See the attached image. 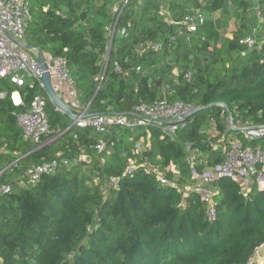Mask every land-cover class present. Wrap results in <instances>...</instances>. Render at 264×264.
Masks as SVG:
<instances>
[{"label": "trees", "instance_id": "16d2710c", "mask_svg": "<svg viewBox=\"0 0 264 264\" xmlns=\"http://www.w3.org/2000/svg\"><path fill=\"white\" fill-rule=\"evenodd\" d=\"M111 1L29 0L26 45L44 57L66 59L87 113L131 118L140 102L163 98L194 107L216 105L182 121L173 137L153 123L132 131L113 126L103 137L106 151L98 154L94 130L59 112L30 79L23 86L0 81V91L9 88L0 98V168L17 164L5 180L24 178L34 165L59 163L37 183L0 195V264H247L264 245V190L254 182L243 194L237 182L219 179L217 216L210 221L199 197L184 198L175 185L189 182L188 153L198 155L195 168L202 171L222 162L223 152L214 145H227L230 136L264 146L263 140L246 141L240 135L241 127L264 126V37L258 49L239 44L255 4L139 0L130 7V2L118 23L126 34L114 41L100 82ZM260 5L264 12V0ZM194 10L207 19L190 33L179 23ZM216 12L221 13L218 19L213 18ZM236 15L247 23L231 38L222 36ZM257 23L264 36V20ZM146 42H160L161 50L142 52ZM13 92L25 107L41 92L50 131L43 142L53 137L54 142L37 149L23 141L14 114L24 108L12 103ZM230 121L240 127L229 128ZM142 139L145 147L135 154ZM83 155L89 163L81 160ZM129 161L174 165L179 178L168 174L174 185H164L140 168L124 175ZM85 166L91 174L83 171ZM111 178H118V187L105 196L102 188Z\"/></svg>", "mask_w": 264, "mask_h": 264}, {"label": "built area", "instance_id": "2783aa9c", "mask_svg": "<svg viewBox=\"0 0 264 264\" xmlns=\"http://www.w3.org/2000/svg\"><path fill=\"white\" fill-rule=\"evenodd\" d=\"M204 1L206 0H199L200 3ZM250 1L255 4L253 11L256 20L261 23L263 19V10L261 9L260 2L262 0ZM130 2H132V0H112L109 5V15L112 17V20L104 28L107 44L102 75L99 77L100 82L106 71L114 41L126 34L125 29L119 27L118 23L124 8ZM228 5L232 6L231 0H229ZM206 19V15L201 10H194L188 13L179 24L182 25L187 32L192 33L196 27L203 25ZM31 21L32 17L29 0H0V81L6 79L16 86H23L25 81L30 79L32 85H36L39 91H44L42 76L43 72L47 71L52 79L55 80V89L62 87L66 91L70 99L68 107L72 112L75 110L77 114L81 115L74 123L79 127H89L93 129L95 134L99 137L94 146L98 154H102L106 151L108 144L103 137L109 133V130L113 126L126 127L132 131L136 128H146L153 123L159 125L168 136L173 137L179 128V124L182 122L181 117L195 108L190 103L183 101L170 103L167 99L163 98L151 104L140 102L134 108L131 118L125 115H100L94 118L82 119L81 117L87 114L88 106L82 107L80 105L74 80L69 73L66 59L63 57H44L39 52H36L37 56L33 59L32 56L28 54L25 34ZM169 24H173V22L169 21ZM226 37H228V34ZM239 44L247 50L261 48V43L255 38H242L239 40ZM141 47L142 52L147 50L157 52L161 50L160 42H146ZM40 57L43 58L45 64L44 70L41 69L38 62ZM114 68L116 72L121 73V67L118 62L114 63ZM136 70L140 71L139 68ZM6 95V93L0 92V98H4ZM12 102L14 105L24 108L23 112L14 114L17 125L21 130L23 141L33 144L37 149L42 147L45 143L43 141L50 135V131L45 112L46 100L41 92H37V94L33 96L28 107H25L22 102L15 103L13 99ZM57 110L63 113L60 109L57 108ZM209 123L210 131H212L215 128V123L213 120H210ZM231 123L232 121L228 123L229 128H231ZM238 127L240 126L233 125V129H238ZM240 135L242 140L264 141V126L241 127ZM109 146H112V143H110ZM144 147L145 143L140 140V142L136 144L135 154L141 153ZM214 149H221L223 152V160L220 164L212 168L198 171L195 168L198 155L188 153L186 160L190 165V174L187 190L181 192L179 190V185H175L177 190L183 194L184 198H186L188 194H195L199 197L200 202L205 206L206 214L210 221L214 220L217 216L214 196L217 192L215 183L219 179L225 178L237 182L241 192L246 194L254 182L257 183L263 178L264 173V146L261 144L251 146L244 144L240 140L232 139L228 141L227 145H214ZM82 158H84V160ZM81 159L85 162L90 161L87 156H83ZM58 167L59 163L55 160L34 165L27 170L24 178L22 177L10 182L5 179L17 168L16 162L0 168V195L10 194L15 188L23 189L28 185H33L39 181L42 175L52 174ZM139 168L153 174L157 180L164 185H174L173 182L169 180L168 174H174V178H179V173L174 165L161 167L145 161L138 164L134 161H129L125 168L124 175L132 174L133 171ZM117 187L118 178H111L105 181L102 190L106 196L109 189H117ZM258 249L247 264L264 263V252L260 260L257 261L256 259V256H259V254H256Z\"/></svg>", "mask_w": 264, "mask_h": 264}, {"label": "rangeland", "instance_id": "374dc122", "mask_svg": "<svg viewBox=\"0 0 264 264\" xmlns=\"http://www.w3.org/2000/svg\"><path fill=\"white\" fill-rule=\"evenodd\" d=\"M138 1L139 0H132V2L130 3V7H136L137 6V4H138ZM209 1V0H208ZM252 11V10H251ZM262 13H264L263 11H262ZM221 15V13L220 12H216V13H214L213 14V18L214 19H218V17ZM252 15H255L254 14V11L253 12H251V13H249V15L247 16V19H249V22H248V24H246V30H245V33L242 35V37L243 38H247V37H249V38H254L255 37V39H257L258 41H260V43L262 42V40H263V34H262V32H261V25L262 24H258L257 23V21L255 20V18L252 16ZM251 16H252V18H251ZM250 17V18H249ZM244 19L243 18H241V16L240 15H236V17H233L232 19H230V21H229V23H228V25H227V27H226V30L225 31H223V32H221L222 33V36L224 35H227L228 34V38H231L232 37V34H234L235 32H237V30L239 29V27H240V24H242V23H247V22H245V21H243ZM264 20V17H263V19H262V21ZM261 21V22H262ZM241 37V38H242ZM28 54L30 55V56H32V58L33 59H35L36 58V55L32 52V51H28ZM22 76V75H21ZM62 93L63 94H65V95H67V93H66V91L65 90H62ZM68 102H69V99L67 100ZM13 103V102H12ZM240 124V123H239ZM232 136L231 137H229L228 138V140H232ZM52 139H54V137L53 138H51L50 140H48V141H51ZM48 141H46L45 143H47ZM143 143L145 142V140H141ZM44 143V144H45ZM84 156V155H83ZM82 156V157H83ZM83 160H84V158H82ZM81 159V160H82ZM105 159H107V157H105ZM84 162V161H83ZM84 163H86L87 164V162H84ZM89 163V162H88ZM83 169V171H85L86 173H89V174H91V172H90V170H89V167L88 166H85V167H83L82 168ZM93 176V175H92ZM93 178V177H92ZM93 182H94V184H97L98 183V181H97V179H93ZM257 184H258V187H259V189H261V190H263L264 189V173H263V178L262 179H260L258 182H257ZM179 190L182 192V191H185V190H187V183H183V184H180L179 185ZM264 252V245L261 247V248H259L258 249V251H257V253L256 254H262ZM262 257V255H259V256H256V259H257V261L258 260H260V258Z\"/></svg>", "mask_w": 264, "mask_h": 264}, {"label": "water", "instance_id": "95a60500", "mask_svg": "<svg viewBox=\"0 0 264 264\" xmlns=\"http://www.w3.org/2000/svg\"><path fill=\"white\" fill-rule=\"evenodd\" d=\"M27 50L28 51L29 50L30 51H37L36 49L28 47V46H27ZM37 52H39V51H37ZM38 62H39V65H40L41 69L44 70L45 69V64H44L43 58L40 57ZM42 79H43L44 91L46 92L50 102L56 108L60 109L64 114L68 115L73 121L77 120L81 115L74 114L72 112V110L59 98V96L57 95L56 89H55V87L53 85V81H52L51 75L47 71H44ZM214 105H216V104H213V105H210V106H214ZM210 106L195 107L192 111H190L189 113L183 115L181 117V119H182V121H186L189 118H191L193 115L198 113L199 111L204 110V109H208ZM100 115L101 114H89V113H87V114L83 115V117H81V118L82 119H89V118H94V117H97V116H100ZM230 127H231V129H233V123L230 124ZM54 140L55 139H52L51 141H48L43 146L54 142Z\"/></svg>", "mask_w": 264, "mask_h": 264}, {"label": "crops", "instance_id": "0c3cea01", "mask_svg": "<svg viewBox=\"0 0 264 264\" xmlns=\"http://www.w3.org/2000/svg\"><path fill=\"white\" fill-rule=\"evenodd\" d=\"M36 56H37V51H32ZM40 53V52H39ZM9 81V80H8ZM52 81H53V85L55 86L56 84H55V80H53L52 79ZM62 90H64L62 87H60L59 89H56V92H57V95L59 96V98L68 106L69 105V102L67 101L69 98H68V96L67 95H65V94H63L62 93ZM9 91V88L8 89H4V90H2V91H0V92H4V93H6L7 94V92ZM16 96V97H15ZM10 98H11V101H12V99H13V101H15V98H17V100L18 101H15V103L16 102H22V99H21V96H20V94L18 93V92H13L12 94H11V96H10ZM70 100V99H69ZM23 103V102H22ZM74 114H77V111H75L74 110V112H73ZM231 137V136H230ZM233 138V140H238L236 137H234V136H232ZM89 159V158H88ZM261 190V189H260ZM264 190V189H263ZM259 255H262V254H259Z\"/></svg>", "mask_w": 264, "mask_h": 264}, {"label": "bare ground", "instance_id": "6f19581e", "mask_svg": "<svg viewBox=\"0 0 264 264\" xmlns=\"http://www.w3.org/2000/svg\"><path fill=\"white\" fill-rule=\"evenodd\" d=\"M15 97H16V96H15ZM15 101H18L17 98H15ZM15 101H14V102H15ZM16 103H19V102H16Z\"/></svg>", "mask_w": 264, "mask_h": 264}]
</instances>
